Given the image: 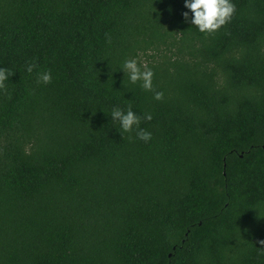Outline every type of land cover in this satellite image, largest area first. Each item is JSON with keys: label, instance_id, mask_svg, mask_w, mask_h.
<instances>
[{"label": "trees", "instance_id": "16d2710c", "mask_svg": "<svg viewBox=\"0 0 264 264\" xmlns=\"http://www.w3.org/2000/svg\"><path fill=\"white\" fill-rule=\"evenodd\" d=\"M233 3L207 34L184 0H0V264H264V0Z\"/></svg>", "mask_w": 264, "mask_h": 264}, {"label": "clouds", "instance_id": "9594fccd", "mask_svg": "<svg viewBox=\"0 0 264 264\" xmlns=\"http://www.w3.org/2000/svg\"><path fill=\"white\" fill-rule=\"evenodd\" d=\"M184 6L187 10L183 13L185 21L195 26L201 33L211 34L226 25L233 17L236 6L233 0H184ZM110 41V37H109ZM35 64H29L26 68L28 73H32ZM120 70L124 72L132 84L140 83L142 89L153 92V98L157 101L162 99L163 93L156 91L153 87L154 73L146 64L138 63L135 58L127 59L123 62ZM10 75L9 70L0 67V87H3L5 81ZM52 80V75L48 71L38 73L37 83L48 84ZM111 120L119 123L120 132L135 131L139 140L148 142L152 138L151 132L140 127L141 117L136 115L131 108L120 109L113 108L111 111ZM144 120H152L150 113H145Z\"/></svg>", "mask_w": 264, "mask_h": 264}]
</instances>
